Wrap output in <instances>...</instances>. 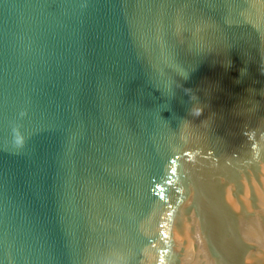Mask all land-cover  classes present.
Returning a JSON list of instances; mask_svg holds the SVG:
<instances>
[{"label":"water","instance_id":"1","mask_svg":"<svg viewBox=\"0 0 264 264\" xmlns=\"http://www.w3.org/2000/svg\"><path fill=\"white\" fill-rule=\"evenodd\" d=\"M0 264H264V0H0Z\"/></svg>","mask_w":264,"mask_h":264},{"label":"clouds","instance_id":"2","mask_svg":"<svg viewBox=\"0 0 264 264\" xmlns=\"http://www.w3.org/2000/svg\"><path fill=\"white\" fill-rule=\"evenodd\" d=\"M21 142H22L21 140H19V139L17 140V144H20Z\"/></svg>","mask_w":264,"mask_h":264}]
</instances>
